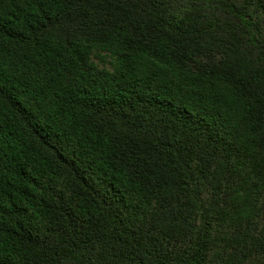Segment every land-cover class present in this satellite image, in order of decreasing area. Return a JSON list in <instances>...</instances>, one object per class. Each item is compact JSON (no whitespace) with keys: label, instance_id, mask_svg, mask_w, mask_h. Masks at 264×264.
Listing matches in <instances>:
<instances>
[{"label":"trees","instance_id":"16d2710c","mask_svg":"<svg viewBox=\"0 0 264 264\" xmlns=\"http://www.w3.org/2000/svg\"><path fill=\"white\" fill-rule=\"evenodd\" d=\"M0 264H264V0H0Z\"/></svg>","mask_w":264,"mask_h":264}]
</instances>
